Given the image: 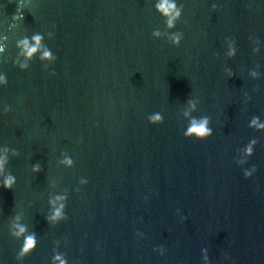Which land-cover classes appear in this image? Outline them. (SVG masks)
<instances>
[{
    "label": "water",
    "instance_id": "1",
    "mask_svg": "<svg viewBox=\"0 0 264 264\" xmlns=\"http://www.w3.org/2000/svg\"><path fill=\"white\" fill-rule=\"evenodd\" d=\"M160 3L0 0V264H264V0Z\"/></svg>",
    "mask_w": 264,
    "mask_h": 264
},
{
    "label": "clouds",
    "instance_id": "2",
    "mask_svg": "<svg viewBox=\"0 0 264 264\" xmlns=\"http://www.w3.org/2000/svg\"><path fill=\"white\" fill-rule=\"evenodd\" d=\"M157 8L159 11L162 12V14L168 15L173 13V9H176V5L174 3V0H161V3L157 5ZM180 15V11L177 9L175 11V14L172 15V18L168 20L169 26H173V21L178 18ZM34 39L39 40V37H35ZM174 41L178 44L179 43V37H174ZM25 44H27V41H25ZM29 54L33 53L36 51V48H30ZM45 57H49L50 53L45 52ZM161 118L160 116H155L153 117V122L160 121ZM256 121H253V124H255ZM208 121L207 119L202 120L201 122L197 123L195 120H193L186 132V136H195L197 139H204L211 134V130L207 127ZM264 127V126H261ZM248 153L251 154V148L248 149ZM0 169H2V164H0ZM245 175H249L248 173H245ZM13 179L11 177L7 178L4 183V188L10 190L11 186L13 184ZM60 216V211L57 210L56 212V217ZM55 218V217H54ZM24 229H21V232H23ZM34 244V238L33 237H28L26 238V247L27 248H32ZM57 260H60V264H65L63 260L60 259L59 256L56 257Z\"/></svg>",
    "mask_w": 264,
    "mask_h": 264
}]
</instances>
